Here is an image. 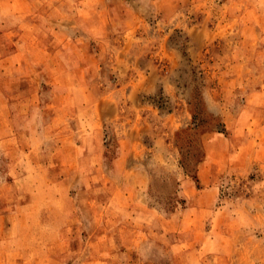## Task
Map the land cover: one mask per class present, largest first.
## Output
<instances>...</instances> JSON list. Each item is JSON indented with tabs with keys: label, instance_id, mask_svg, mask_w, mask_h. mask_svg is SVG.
Segmentation results:
<instances>
[{
	"label": "rangeland",
	"instance_id": "rangeland-1",
	"mask_svg": "<svg viewBox=\"0 0 264 264\" xmlns=\"http://www.w3.org/2000/svg\"><path fill=\"white\" fill-rule=\"evenodd\" d=\"M0 264H264V0H0Z\"/></svg>",
	"mask_w": 264,
	"mask_h": 264
}]
</instances>
